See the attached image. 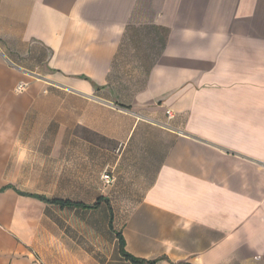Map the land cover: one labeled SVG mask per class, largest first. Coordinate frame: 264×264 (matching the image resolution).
I'll return each mask as SVG.
<instances>
[{
  "label": "crops",
  "instance_id": "1",
  "mask_svg": "<svg viewBox=\"0 0 264 264\" xmlns=\"http://www.w3.org/2000/svg\"><path fill=\"white\" fill-rule=\"evenodd\" d=\"M0 264H264V0H0Z\"/></svg>",
  "mask_w": 264,
  "mask_h": 264
},
{
  "label": "built area",
  "instance_id": "2",
  "mask_svg": "<svg viewBox=\"0 0 264 264\" xmlns=\"http://www.w3.org/2000/svg\"><path fill=\"white\" fill-rule=\"evenodd\" d=\"M24 89V85H19L18 86V90H23ZM167 113V116L169 119H171L173 117L172 113H171V110H167L166 111ZM103 179L105 181L106 184H109L111 183L113 180H114V177L110 174V173H106L103 175Z\"/></svg>",
  "mask_w": 264,
  "mask_h": 264
},
{
  "label": "trees",
  "instance_id": "3",
  "mask_svg": "<svg viewBox=\"0 0 264 264\" xmlns=\"http://www.w3.org/2000/svg\"><path fill=\"white\" fill-rule=\"evenodd\" d=\"M35 197L40 198V199H42V200L50 201L48 198H45V197H43V196H41V195H35ZM51 201H52V202H56V200H51ZM121 243L123 244V240H122V238H121ZM121 250H122V252H123L126 256H130V255L125 251V249H124L123 246H122ZM130 257H131V256H130ZM138 261H140L141 263H143L142 260H138Z\"/></svg>",
  "mask_w": 264,
  "mask_h": 264
}]
</instances>
